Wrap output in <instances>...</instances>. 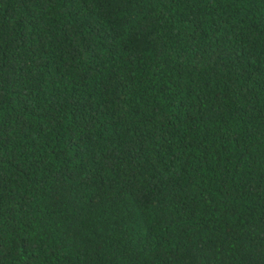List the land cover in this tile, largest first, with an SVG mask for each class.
Wrapping results in <instances>:
<instances>
[{
    "label": "trees",
    "instance_id": "16d2710c",
    "mask_svg": "<svg viewBox=\"0 0 264 264\" xmlns=\"http://www.w3.org/2000/svg\"><path fill=\"white\" fill-rule=\"evenodd\" d=\"M0 264H264V0H0Z\"/></svg>",
    "mask_w": 264,
    "mask_h": 264
}]
</instances>
